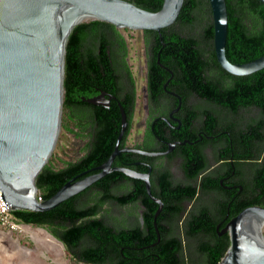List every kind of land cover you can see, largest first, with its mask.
Here are the masks:
<instances>
[{"label": "trees", "instance_id": "obj_1", "mask_svg": "<svg viewBox=\"0 0 264 264\" xmlns=\"http://www.w3.org/2000/svg\"><path fill=\"white\" fill-rule=\"evenodd\" d=\"M128 1V0H127ZM130 2V1H129ZM227 9V38L225 54L231 63H247L264 55V4L258 0H225ZM133 3L148 11H158L162 0H133ZM206 6L210 19H202ZM200 32L196 34V29ZM183 29L187 30V33ZM145 45L149 54L147 63V84L162 85L170 78L168 86L176 87L183 83L194 86L192 93L205 96L219 102L223 97L244 98L238 107L261 106L260 97L264 95V69L245 76H235L223 70L214 54L212 46L213 28L208 0H184L175 23L161 30L159 36L154 31H143ZM206 48L202 49L200 44ZM127 46L124 36L113 25L91 19L76 25L71 31L65 48L64 96L61 129L76 137L86 139L82 157L73 161L54 163L51 155L47 164L36 178L38 194L43 201L55 194L72 176L94 170L107 160L114 149L121 129V115L115 100H110L109 107L85 104L82 96L87 97L89 90L98 88L106 97L113 95L120 102L126 114L128 126L119 148L125 145L129 131V109L135 100L134 80L126 61ZM159 61V63L157 62ZM162 65L163 67H161ZM170 70L172 75L166 70ZM213 73L214 76L211 74ZM123 82V83H122ZM229 82V86L223 83ZM260 89V90H259ZM256 90V92H255ZM262 90V91H261ZM263 92V93H261ZM188 95L184 88L178 91ZM228 112H235V107L227 105ZM255 120L246 121L238 126L229 125L231 131L246 133L260 128ZM227 154V153H226ZM258 153L247 150L243 159L234 162L240 166L250 161L246 177L240 175V184L246 191L245 199L233 202L231 218L235 217L249 204H262L263 196L257 195L260 186L256 180L261 175L260 164L251 162ZM201 159H204L201 157ZM119 163V157L114 159ZM264 169V166H263ZM240 173V172H239ZM122 176L117 172L109 173L96 181L93 186L99 191L83 206L77 204L82 194L76 195L54 209L46 212L16 210L12 212L19 224L43 227L64 247L70 261L84 264H218L220 257L229 246L228 234L220 246V255H215L213 245L214 231L205 227L195 228L196 223L211 222L210 190L199 185L202 196L209 197L207 202H199V208L188 210L184 217L183 245L177 223L184 210L182 203L190 201L195 194V187H189L188 195L179 198L159 196L163 203L156 219L157 233L153 225V216L158 207L147 196L131 197L128 193L118 194L112 187ZM187 194V193H186ZM139 204L142 208L143 223L134 220L131 224L114 225L109 220L106 205L126 208ZM227 203L216 202L219 212H224ZM192 242V243H191ZM193 252V253H192ZM193 254V255H192Z\"/></svg>", "mask_w": 264, "mask_h": 264}, {"label": "water", "instance_id": "obj_2", "mask_svg": "<svg viewBox=\"0 0 264 264\" xmlns=\"http://www.w3.org/2000/svg\"><path fill=\"white\" fill-rule=\"evenodd\" d=\"M183 2L162 0L161 8L152 12L126 0H0V192L13 211H49L113 171L135 177L129 170L112 167L121 152L135 150L119 148L127 128L126 114L115 96L101 93L84 101L106 108L110 100L117 102L121 129L112 153L94 168L96 173L79 180L75 177L50 198L36 201V178L51 157L61 129L66 43L73 28L88 17L117 29L148 30L160 36L162 29L175 23ZM208 3L219 66L235 76L264 69V55L242 64L227 60L226 2ZM137 177L158 205L153 225L159 241L156 219L163 203L151 194L148 174ZM139 221L143 223L141 215ZM263 223L264 208L259 206L247 207L233 217L226 226L229 246L218 264H264V238L259 230Z\"/></svg>", "mask_w": 264, "mask_h": 264}, {"label": "flooded vegetation", "instance_id": "obj_3", "mask_svg": "<svg viewBox=\"0 0 264 264\" xmlns=\"http://www.w3.org/2000/svg\"><path fill=\"white\" fill-rule=\"evenodd\" d=\"M128 1L133 3V0ZM200 47L204 49L206 45L201 43ZM211 74L214 76L213 73ZM168 85L164 87L163 84L161 88L152 86L149 91L147 84L146 96L140 106L139 114L135 94V100L129 109L131 120L127 137L130 138V145L125 142L122 147L135 151L121 152L118 155L120 162L112 163L113 168L129 170L135 177L126 176L119 171L111 172H117L122 176V179L119 177L113 184L112 190L118 194L126 192L131 197L145 195L149 198L145 182L137 177L143 174H148L151 194L159 200L160 195L177 199L181 195H188L187 189L190 186L195 187L193 198L182 203L184 210L181 214L185 217L188 213L185 205L190 204L189 210L199 208L198 196L201 193L199 185L202 184L204 188L210 190L211 202L208 207H210L211 222L208 223L209 221L206 220L204 223H196L194 227H205L214 231L215 234L211 238L216 251L213 252L215 255H220V246L227 236L226 226L232 219L231 205L233 202H241L246 197V191L239 183L241 178L239 174L243 173V177H246L249 164L252 163L248 161L240 166H233V163L247 161L243 159V154L247 150L258 153V157L251 162L260 164L261 175L256 180L260 183L257 195L263 196L262 204L253 203L247 207L264 208V95L259 98L261 106L238 107L244 98L227 96L216 102L210 99L211 96L205 91H203L206 93L205 96L192 93V89L195 88L188 83L180 84L175 88ZM223 86L228 87L229 82L223 83ZM182 88L190 94L180 95L178 91ZM101 93L106 94L104 91L99 92L98 88L90 89L87 97L82 96V101L87 104L84 100ZM227 105L235 107L236 111L228 112ZM139 118L141 122H137ZM247 120H255L260 128L246 133ZM230 124L236 125L237 128L245 124V130L242 133L231 131ZM96 172V170H85L69 180L75 177V180H79ZM93 184L79 193L82 194L77 200L79 206L86 205L89 199L94 198L99 192ZM219 200L227 203L224 212H219L216 207V202ZM226 251L227 248L220 260L225 256Z\"/></svg>", "mask_w": 264, "mask_h": 264}, {"label": "rangeland", "instance_id": "obj_4", "mask_svg": "<svg viewBox=\"0 0 264 264\" xmlns=\"http://www.w3.org/2000/svg\"><path fill=\"white\" fill-rule=\"evenodd\" d=\"M203 8H205V10L202 11V19L205 21L208 18L210 19V13H207L208 8L206 6ZM89 20L91 19L85 21ZM118 30L126 40V61L134 80L137 113L139 114L140 106L143 104L146 96L147 86L148 51L145 45V34L141 30H129L124 28ZM183 30L184 32L181 34L185 35L187 30ZM194 32L198 34L200 32L199 28L197 27ZM137 122H141V119L139 118ZM128 138L129 137H127L126 142L130 145V138ZM86 141V139L76 137L60 129L56 146L52 152V158L62 159L63 161L76 160L81 157ZM57 162L58 161L54 159V163L56 164ZM198 198L200 202L209 201V197L202 196L201 194H199ZM105 209L109 210L108 218L112 220L114 225L122 223L129 225L135 219L138 221L142 210L139 204L121 209L113 205H106ZM185 209L189 210L190 204L185 205ZM183 222L184 214L177 223V231L184 245L186 243V238L183 234ZM18 225L20 230L14 232L0 229V264H17L25 252L30 254L29 264H84L70 261L65 255L62 243L48 233L43 227L26 225L23 223H19ZM262 233L264 235V228L262 229ZM27 249H30L31 252H29L30 250L27 251Z\"/></svg>", "mask_w": 264, "mask_h": 264}, {"label": "built area", "instance_id": "obj_5", "mask_svg": "<svg viewBox=\"0 0 264 264\" xmlns=\"http://www.w3.org/2000/svg\"><path fill=\"white\" fill-rule=\"evenodd\" d=\"M36 201L38 203L43 202L42 197L40 194H36ZM13 210L11 209L10 206H8L1 197V192H0V229H5L9 232H14L18 231L19 225L18 223L14 220L12 216Z\"/></svg>", "mask_w": 264, "mask_h": 264}, {"label": "crops", "instance_id": "obj_6", "mask_svg": "<svg viewBox=\"0 0 264 264\" xmlns=\"http://www.w3.org/2000/svg\"><path fill=\"white\" fill-rule=\"evenodd\" d=\"M27 225V224H26ZM30 249H27V251H29ZM25 252V251H24ZM29 252H31V250L29 251ZM23 253V252H22ZM30 254L28 253H26L25 252V254L23 255V257L21 258V260L20 261H18V263L17 264H29V261H30ZM7 257H8V254H7ZM13 262H15V261H13Z\"/></svg>", "mask_w": 264, "mask_h": 264}, {"label": "bare ground", "instance_id": "obj_7", "mask_svg": "<svg viewBox=\"0 0 264 264\" xmlns=\"http://www.w3.org/2000/svg\"><path fill=\"white\" fill-rule=\"evenodd\" d=\"M87 19H92V18H90V17H88V18H83V19H81L80 21L81 22H83V21H85V20H87ZM264 228V223L260 226V232H261V235H262V237L264 238V235H263V233H262V229Z\"/></svg>", "mask_w": 264, "mask_h": 264}]
</instances>
